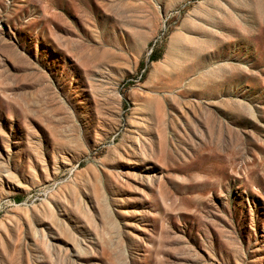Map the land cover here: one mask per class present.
<instances>
[{"label":"rangeland","instance_id":"obj_1","mask_svg":"<svg viewBox=\"0 0 264 264\" xmlns=\"http://www.w3.org/2000/svg\"><path fill=\"white\" fill-rule=\"evenodd\" d=\"M0 264H264V0H0Z\"/></svg>","mask_w":264,"mask_h":264}]
</instances>
